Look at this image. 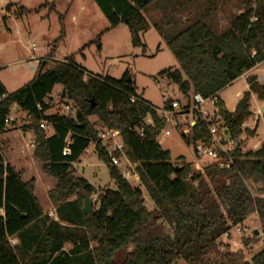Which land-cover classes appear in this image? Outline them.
Segmentation results:
<instances>
[{
	"label": "trees",
	"instance_id": "1",
	"mask_svg": "<svg viewBox=\"0 0 264 264\" xmlns=\"http://www.w3.org/2000/svg\"><path fill=\"white\" fill-rule=\"evenodd\" d=\"M93 1L111 28L126 24L133 46L145 53L142 36L150 24L142 10L155 0ZM246 1L248 8L219 34L204 22L217 10L214 0H207L200 15L181 29L167 31L156 25L179 63V68L160 71L159 77L176 84L185 96L192 92L206 98L216 96L221 120L232 137L240 140L229 168L213 163L196 169L183 157L173 161L170 151L158 141L167 124L137 93L130 72L121 79L94 75L68 57L55 59L54 66L41 74L37 71L13 92L0 81V137L16 129L15 122L5 123L14 105L31 116L24 130L33 132L34 156L57 180L48 195L58 216L52 219L43 210L35 194V178L24 181L0 147V264H264V248L248 259L243 250L223 249L219 243L227 230L252 213L258 214L264 230V141L255 149L243 150V134L255 136L257 132V126L253 130L244 126L254 115L251 99L264 103V80L249 72L264 66V0ZM30 11L21 7L18 15ZM59 19L62 23L63 15ZM61 32L51 56L65 35L64 26ZM247 72L249 89L235 110L229 111L219 94ZM56 85L63 87L62 97L77 106L75 116L61 110L47 114L51 106L46 99ZM173 101L168 99L163 107L171 108ZM148 114L152 122L144 123L140 136ZM41 120L52 125V134L40 127ZM103 128L121 131L126 153L136 164L139 184H131L110 164L108 154L97 143V132ZM203 136L209 137L207 124L201 130L195 127L192 139L199 141ZM92 143L108 164L117 189L101 193L98 209L87 214L84 194L93 195L95 188L76 175L74 164ZM144 191L154 208L147 207ZM13 238L18 241L12 243Z\"/></svg>",
	"mask_w": 264,
	"mask_h": 264
},
{
	"label": "rangeland",
	"instance_id": "2",
	"mask_svg": "<svg viewBox=\"0 0 264 264\" xmlns=\"http://www.w3.org/2000/svg\"><path fill=\"white\" fill-rule=\"evenodd\" d=\"M214 1L217 10L204 22L218 34L229 27L235 16L248 8L246 0ZM46 3L48 5H45ZM206 3L207 0H155L142 10L150 24V29L142 36V41L146 45L144 53L141 47L133 46L128 26L122 23L111 28L93 0H0V81L8 92H13L35 76L36 71L30 66L38 68V58L41 62H48L45 70L54 66L56 60L72 57L90 74L121 79L125 73L130 72L135 80L137 93L155 108H163L168 99L184 102L186 96L179 87L159 77L160 71L179 68V63L165 44L156 25L159 24L167 31L181 29L189 19L200 15ZM21 7L32 11L18 15ZM60 14L63 15L62 23L59 19ZM62 26L65 35L60 39L56 53L51 56V51L55 47L54 42L62 34ZM33 44L36 45L35 50ZM253 73L261 78L264 66H257ZM244 75L220 92V97L229 111L236 108L244 92L248 90ZM62 91L63 87L56 85L46 99L51 106L47 114L61 110L67 115L75 116L77 106L63 98ZM66 105H69V108H65ZM258 107V100L252 97V110L256 111ZM11 114L15 117L16 129L6 137L0 138V147L7 162L22 173L24 181L35 178V194L42 208L47 211L51 208L48 192L54 188L57 180L43 170V163L34 156V134L24 130L31 121V116L19 110L12 111ZM260 116L262 117L257 120L254 113L244 125L251 130L257 126L255 136L243 134L244 151L255 149L264 141V117L263 114ZM90 119L93 122L97 121L96 117ZM45 130L50 132V128ZM171 130V135H165L163 132L158 141L165 150L170 151L173 161L183 157L193 166L198 164L200 168L194 167L196 169L210 165V159L196 156L195 143L191 136L185 138L182 129L179 128ZM95 148V144H90L79 161L74 164V169L76 175L86 178L93 184L95 188L94 194L91 195L94 197L93 207L98 209L100 194L107 189L115 190L117 186L110 176L108 164L99 158ZM249 186L252 189L257 188L252 183H249ZM144 196L147 207L154 208L153 201L145 191ZM51 218L57 217L52 215ZM241 226L247 230L240 233L232 232L229 237L223 235L219 243L223 249L243 250L247 258L251 259L264 248L263 226L257 213H252ZM256 230L259 234H255ZM174 264L185 263L178 261Z\"/></svg>",
	"mask_w": 264,
	"mask_h": 264
},
{
	"label": "built area",
	"instance_id": "3",
	"mask_svg": "<svg viewBox=\"0 0 264 264\" xmlns=\"http://www.w3.org/2000/svg\"><path fill=\"white\" fill-rule=\"evenodd\" d=\"M35 49L36 45L33 44V50ZM37 63L39 68L41 64L39 58L37 59ZM30 68L36 72L38 70L35 66H30ZM259 80H264V76ZM134 100L132 99V101ZM65 108H69V105H66ZM155 111L162 116L167 124L166 129L163 131L165 135H171L172 128H179L182 129L183 134L192 137L195 127L201 130L202 125L207 124L209 137L203 136L201 140L194 142L196 156L198 158H208L210 159V164L214 163L221 168H229L233 164L232 152L238 145L239 140L232 137L228 127L221 120L219 114L220 107L216 96L206 98L200 93L192 92L186 96L184 102L174 100L171 108H155ZM258 113L263 114L261 109L258 110ZM13 122H15V117L9 114L5 119V123L9 125ZM151 122L152 119L148 114L139 129L140 136L144 135V123L149 124ZM40 127L48 129L52 128V125L47 120H41ZM98 142L101 144V148L108 154L110 164L119 168L122 176L131 184H139L140 176L137 172L136 164L129 159L126 153L121 131L108 128L99 129L97 132ZM67 152L68 149L64 151V154ZM194 167H199V165L197 164ZM232 228H235V230L232 231ZM242 230L246 231L247 229L243 228L240 223L227 230L224 236L229 237L232 232L240 233ZM11 242L16 243L17 241L11 239Z\"/></svg>",
	"mask_w": 264,
	"mask_h": 264
},
{
	"label": "crops",
	"instance_id": "4",
	"mask_svg": "<svg viewBox=\"0 0 264 264\" xmlns=\"http://www.w3.org/2000/svg\"><path fill=\"white\" fill-rule=\"evenodd\" d=\"M60 61H62V60H60ZM258 66H260V65H258ZM256 67H257V66H256ZM256 67H255V68H256ZM255 68L251 69L249 72H250V73H253ZM249 72L245 73L244 76L246 77L247 74H248ZM36 73H37V72H36ZM263 76H264V74H263ZM263 76H262V77H263ZM262 77H261V78H262ZM261 78L259 77V79H261ZM246 88L249 89V85H248V83H247V85H246ZM219 95H220V94H219ZM241 96H242V94H241ZM223 102H224V101H223ZM258 103H259V107H258V109H257L256 111H254V113L256 114V118H257V120H259V119L262 117V116H260L261 114L258 113V110H259V109L262 110V108H263V106H264V103H263V102L258 101ZM12 110H13V111H16V110H17V106L14 105L13 108H12ZM234 110H235V109H234ZM234 110H233V111H234ZM26 114H27V113H26ZM12 131H13V130H12ZM10 132H11V131L5 133V134L2 135L1 137H6L7 135L10 134ZM52 133H53V129L50 128V134H52ZM1 137H0V138H1ZM243 140H244V137H243ZM238 144H240V140L238 141ZM260 144H261V143H260ZM260 144H259V145H260ZM243 145H244V142H243ZM256 148H257V146H256ZM92 185H93V184H92ZM39 201H40V200H39ZM40 203H41V202H40ZM43 210H44V209H43ZM44 211H45L46 213L48 212V214H49L50 216H52L51 214L56 215L57 218H55V219H58L56 206H54L52 203H51V208H50L49 210H47V211H46V210H44ZM14 239H15L16 241H18L17 238H14Z\"/></svg>",
	"mask_w": 264,
	"mask_h": 264
},
{
	"label": "water",
	"instance_id": "5",
	"mask_svg": "<svg viewBox=\"0 0 264 264\" xmlns=\"http://www.w3.org/2000/svg\"><path fill=\"white\" fill-rule=\"evenodd\" d=\"M45 66H46V61L42 63L40 69L38 70V74L42 73ZM184 79H186V77H184ZM262 113L264 114V106L262 108ZM93 206H94V197L89 195L88 193H85L84 194V212L87 214L92 213L94 211ZM20 217H25V214L20 213ZM255 234H259L258 230L255 231Z\"/></svg>",
	"mask_w": 264,
	"mask_h": 264
}]
</instances>
